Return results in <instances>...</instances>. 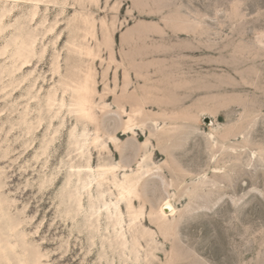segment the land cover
<instances>
[{"label":"rangeland","instance_id":"1","mask_svg":"<svg viewBox=\"0 0 264 264\" xmlns=\"http://www.w3.org/2000/svg\"><path fill=\"white\" fill-rule=\"evenodd\" d=\"M34 3L0 0V200L19 245L11 263L27 248L41 264H264V0H42L35 18ZM29 35L35 50L20 69ZM86 72L94 118L65 107V124L50 122L45 97L56 88L70 103L64 83ZM25 112L35 125L44 118L30 133ZM84 127L81 156L72 131ZM78 163L116 166L103 188L113 202L115 181L139 179L132 203H119L122 230L115 214L90 215L96 189L85 208L69 201ZM0 264L9 263L0 255Z\"/></svg>","mask_w":264,"mask_h":264},{"label":"bare ground","instance_id":"2","mask_svg":"<svg viewBox=\"0 0 264 264\" xmlns=\"http://www.w3.org/2000/svg\"><path fill=\"white\" fill-rule=\"evenodd\" d=\"M4 1H10V0H4ZM14 1H18V0H14ZM32 1H35L33 6L34 9L32 11V15L35 18L37 14V10L39 9V3L42 0H32ZM35 42H36V37L33 35H29L27 38L21 37L20 45L17 47V53H16L17 60L21 62L20 69L25 64L30 62V59L28 58L29 55L28 53L29 51L32 52L35 50ZM85 48L87 53L91 54V47L86 46ZM64 87L66 88V91L68 88H70L73 92L72 100L70 103L66 102L64 96L62 98H59L57 96L56 88L53 89V93L45 97V101L42 106H45V108L47 109V113L49 114L50 117V122H53L55 119L60 118L61 113L63 112V108L65 107H69V112L71 114L76 113L78 114L79 117H84L86 119H93L95 116L94 113L95 103L91 98L92 94L94 93L91 88L90 73L89 72L84 73L83 79L80 82H75V83L65 82ZM124 112L129 113L128 116L129 119L132 118L133 115L132 113L127 111ZM134 112H136V110L133 111V113ZM29 114L30 112H25L23 114V120L26 124L27 133L33 132L36 126L38 127L42 124V121L44 119L42 116H40L37 125H35L34 122H32L29 118H27ZM64 124H65V117L62 116L60 120V125L63 126ZM74 130L72 131L71 143H73L74 146H76V149L81 151L80 154L82 156L84 155V150H82L83 147L90 144V140L88 139L89 132L86 127H84L81 133H76ZM130 130H132V126L127 125V127L125 128V132H130ZM57 131L58 128L55 129V132ZM99 139L100 136L96 135L93 137L91 143L96 145L99 142ZM52 141L53 140L51 139L42 145L43 146L41 152L42 155L48 151V148L51 145ZM113 142L114 144H116V141L114 139ZM47 162L48 161L46 160V163ZM70 169H71L69 170L70 174L65 181V186H67L66 188L69 189L68 190L69 201L75 202L78 207L85 208L84 203L82 202V196H84V194L87 193L91 197L93 196L94 189H96L99 193V197L97 199V203L93 201L90 203L91 204L90 215H95L96 218L99 219L103 215H106V217L110 218L115 214V219L113 220L114 228L120 226L122 230L123 228L122 217H121L122 211L119 203L121 200H125L128 206L132 203L131 196L133 194L136 195L137 193L138 183H140L139 179L135 177H129V175L125 174L124 179L122 181H115L114 184L119 190V195H118L119 197L117 198V202H113L112 200H108L105 198L103 188L107 175L108 174L115 175L116 166L101 165L95 171V169L90 165H87L86 167H82V165L78 163L75 165L73 164L70 165ZM168 207H171L170 202L166 203V206L161 209V214L165 215V208ZM1 217H4L7 223L6 224L7 237L5 240L0 239V255L2 257H5V259L8 261L9 264H12L10 260V256L8 255V249L11 248L13 251H15L19 246L16 242L13 243L10 240V237L14 236L13 232H15L16 226L10 222V217L7 214V210L4 207V203L0 200V218ZM150 220L153 221V219ZM42 256H43L42 254L30 255L28 253L27 248H24L23 253L20 255L18 259L19 262L18 264H41Z\"/></svg>","mask_w":264,"mask_h":264}]
</instances>
